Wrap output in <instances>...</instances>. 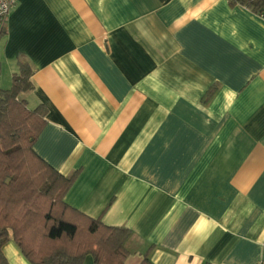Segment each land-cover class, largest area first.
<instances>
[{"label":"crops","instance_id":"obj_1","mask_svg":"<svg viewBox=\"0 0 264 264\" xmlns=\"http://www.w3.org/2000/svg\"><path fill=\"white\" fill-rule=\"evenodd\" d=\"M19 62L18 98L45 109L35 153L75 174L66 204L130 230L126 264L264 260L262 16L229 0H17L0 89ZM2 252L30 264L12 240Z\"/></svg>","mask_w":264,"mask_h":264},{"label":"trees","instance_id":"obj_2","mask_svg":"<svg viewBox=\"0 0 264 264\" xmlns=\"http://www.w3.org/2000/svg\"><path fill=\"white\" fill-rule=\"evenodd\" d=\"M264 16V0H229ZM11 87L0 89V264L12 240L30 264H126L130 230L108 226L63 201L75 174L59 173L33 149L45 109H29L18 95L32 88L31 68L19 62ZM211 90L207 96L211 95ZM139 264H151L147 253Z\"/></svg>","mask_w":264,"mask_h":264},{"label":"built area","instance_id":"obj_3","mask_svg":"<svg viewBox=\"0 0 264 264\" xmlns=\"http://www.w3.org/2000/svg\"><path fill=\"white\" fill-rule=\"evenodd\" d=\"M17 0H0V36L4 31L8 15L12 8L15 6ZM262 18L264 19L263 15ZM256 264H264V260H259Z\"/></svg>","mask_w":264,"mask_h":264}]
</instances>
